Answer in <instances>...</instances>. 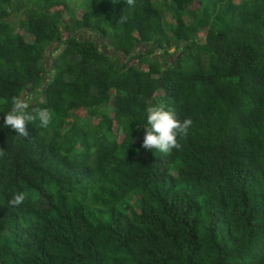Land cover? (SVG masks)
Returning a JSON list of instances; mask_svg holds the SVG:
<instances>
[{
    "label": "trees",
    "instance_id": "obj_1",
    "mask_svg": "<svg viewBox=\"0 0 264 264\" xmlns=\"http://www.w3.org/2000/svg\"><path fill=\"white\" fill-rule=\"evenodd\" d=\"M149 103L192 120L170 155ZM0 148V264H264V0H0Z\"/></svg>",
    "mask_w": 264,
    "mask_h": 264
},
{
    "label": "clouds",
    "instance_id": "obj_2",
    "mask_svg": "<svg viewBox=\"0 0 264 264\" xmlns=\"http://www.w3.org/2000/svg\"><path fill=\"white\" fill-rule=\"evenodd\" d=\"M130 7L136 6V0H126ZM126 17H121V21ZM133 65V64H131ZM31 98L26 96H14L11 98V109L5 113L3 126L14 129L22 137L28 136L26 125L29 122H39L41 128H48L53 121V112L47 108H32L28 111ZM146 129L142 147L146 150L156 149L160 153L170 155L173 150H179L182 145L179 139L186 138L189 128L192 125L191 118L183 121L176 118L175 113L166 110L163 104L149 103L145 109ZM5 155L3 148H0V158ZM25 194H15L9 203L18 206L25 201Z\"/></svg>",
    "mask_w": 264,
    "mask_h": 264
},
{
    "label": "rangeland",
    "instance_id": "obj_3",
    "mask_svg": "<svg viewBox=\"0 0 264 264\" xmlns=\"http://www.w3.org/2000/svg\"><path fill=\"white\" fill-rule=\"evenodd\" d=\"M82 1V0H81ZM85 3H86V5L88 4V0H85ZM199 6V2H197V1H194L193 3H192V5L190 6V9L192 10V9H195V8H197ZM55 10L56 11H62V7H56L55 8ZM78 14H82V9L81 8H79L78 9V12H77ZM14 22H15V20H14V18H11ZM164 20L165 21H167V22H172V19H171V17H170V15H168L167 13H165L164 14ZM16 31L17 32H21L19 29H16ZM205 31H201V32H199V34H198V37L202 40L203 38H204V36H205ZM68 35V33L67 32H65L64 33V36H67ZM81 37H83V38H86V39H93L94 41L96 40V42H97V40H98V44H100V46H101V48L103 49V50H105L108 54H112V53H114V49L111 47V45H110V42H108L107 40H100L101 38H98L97 36H95V34L94 33H92V32H89V31H83V32H81ZM26 38H29L30 39V37H26ZM97 38V39H96ZM147 46H145V47H143V48H139V51H144V50H147ZM177 52V50H175V48H171L169 51H168V54H166V59H167V61L168 62H173L174 60H175V56H173V55H175V53ZM161 53H162V51L161 50H157V51H155V54H156V56L157 57H159L160 55H161ZM122 58H124L125 59V56H121ZM46 64L47 65H52V62H53V57H50L48 54H47V56H46ZM137 63V60L136 59H130L129 60V64L131 65V64H136ZM144 68H146V66H144ZM21 96H26V97H30L31 98V100L32 99H34V98H37V93L36 92H32V91H30V90H25L23 93H22V95ZM110 107V106H109ZM109 110V109H108ZM79 115L80 116H84V112L82 111V112H80L79 113ZM113 114H112V112H110V110H109V112H108V116H112ZM104 119V117H103V115L102 114H99L97 117H94V118H92V120H91V122L93 123V124H96L97 122H98V120H103ZM113 132H114V134L118 137V139L120 140V139H122V134H121V132L117 129V127L114 125V127H113ZM146 132V131H145ZM144 135H145V133L143 134V136H142V138L144 139ZM145 154V153H144Z\"/></svg>",
    "mask_w": 264,
    "mask_h": 264
}]
</instances>
